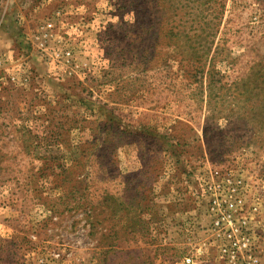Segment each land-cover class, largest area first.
I'll use <instances>...</instances> for the list:
<instances>
[{"label": "rangeland", "instance_id": "rangeland-1", "mask_svg": "<svg viewBox=\"0 0 264 264\" xmlns=\"http://www.w3.org/2000/svg\"><path fill=\"white\" fill-rule=\"evenodd\" d=\"M0 56V264H264V0H0Z\"/></svg>", "mask_w": 264, "mask_h": 264}, {"label": "built area", "instance_id": "built-area-1", "mask_svg": "<svg viewBox=\"0 0 264 264\" xmlns=\"http://www.w3.org/2000/svg\"><path fill=\"white\" fill-rule=\"evenodd\" d=\"M48 25L51 26V23H49ZM70 54H71V51H67L66 55H70ZM6 60L7 59H5L3 56H0V67H2L3 65L5 67V65H6L5 61ZM2 83H4V77L3 76L0 77V89H1V84ZM191 262H192V259L191 258H187L186 259V263L187 264H191Z\"/></svg>", "mask_w": 264, "mask_h": 264}, {"label": "crops", "instance_id": "crops-1", "mask_svg": "<svg viewBox=\"0 0 264 264\" xmlns=\"http://www.w3.org/2000/svg\"><path fill=\"white\" fill-rule=\"evenodd\" d=\"M2 44H3V47H4V42H3V40H2V42H1Z\"/></svg>", "mask_w": 264, "mask_h": 264}]
</instances>
